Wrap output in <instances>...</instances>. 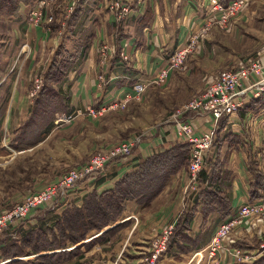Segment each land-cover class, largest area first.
<instances>
[{
    "label": "crops",
    "instance_id": "obj_1",
    "mask_svg": "<svg viewBox=\"0 0 264 264\" xmlns=\"http://www.w3.org/2000/svg\"><path fill=\"white\" fill-rule=\"evenodd\" d=\"M37 1L21 6L16 18H12L14 33L17 30L21 32L19 36L21 43L15 53V68L12 69L13 65L9 64L7 74L3 78L5 79L12 72L18 73L10 86V105L3 120L5 128L10 126V129H15L24 110L22 119L25 118L28 105L26 94L31 87V76L41 73L47 67L66 33L69 20L71 22L69 32L72 31L80 39L89 40L84 60L73 67L66 80L59 86L61 90L68 91L69 110L73 111L85 107L96 109L118 101L125 93L131 92L133 85L140 80L154 78L165 65L166 60L185 45L191 34L197 33L202 28L209 16V7L205 0H125L131 11L123 22L117 23L114 15L107 8L110 0H81L75 5L74 12L69 15L65 12V8L72 0H60L61 3L52 5L50 9L61 11L62 16L66 15L63 19L64 29L57 33L52 32L50 27L47 29L45 23L38 27L28 24L27 14ZM230 1L222 0V3L227 4ZM258 22L264 23V0L252 1L239 17L232 21L228 30L220 31L214 28L204 37L199 49L189 55L185 71L173 73L169 77V90L175 89V91L167 92L185 93V96L180 98V102L169 107L177 106L202 94L208 83L219 72L236 69L237 61L232 63L223 60L227 57L229 48L227 44L230 40L239 45L241 53L247 50L249 52L247 56H257L264 65V37H260ZM103 46L107 47L108 55L105 63L101 64L99 50ZM3 49H6V46ZM120 53H124L125 60L120 57ZM214 60L219 61L214 64ZM155 89L156 87L153 86L147 88L142 96L143 103L135 107L131 119L128 117L131 124L135 115H141V110H151L154 102L160 105L162 96L157 99L151 97ZM240 100L242 107L238 113L219 121L215 130L217 136L214 137L213 145L206 154L208 166L219 164L222 167L224 178L221 188L225 203L206 215L200 210V205L196 208L188 235L193 233L196 239L203 233V228L206 229L207 226H211L210 223L213 224L198 250L209 244L220 223L231 217L241 205L257 202L264 197L263 191L261 198L250 201L253 177L249 172V165L255 163L264 178V101L263 104L255 103L257 98H254L250 92L242 93ZM14 112L16 115H13ZM110 115L107 114L99 119L104 122L102 126H110ZM85 120L91 119L85 118ZM181 120L193 123L197 135L212 128L210 117L206 115L191 112L184 115ZM91 122L96 126V121ZM77 125L78 130L72 135V140L77 139L75 141L80 143L85 137L86 127L89 124L86 125V121H79ZM149 129L146 128V132L142 133L140 143L134 147L126 164L119 163L120 160L108 164L102 176L92 182L90 180L81 182L64 198L57 199L52 204L63 202L67 198L75 206H79L84 195L90 190L95 189L98 192L99 188L103 190L111 188L124 174L134 172L139 159L162 152L179 143L173 124L159 123L155 129ZM111 146L113 145H99L97 150ZM207 172L210 173L209 168ZM186 175L187 171L186 173L179 171L172 176L147 209L141 211L137 205L130 203L123 214L124 219L114 227L126 224L133 231L135 226L130 220L134 218L137 222L136 217L141 215L138 225V232L141 235L135 243L137 249L145 250L144 246H148L149 241L160 232L159 227L162 226L163 221L178 215L179 197L187 184ZM101 177L104 181L97 185L96 181ZM35 212L29 218H33ZM29 218L27 220H30ZM113 228L110 226L104 230L109 231ZM96 237L98 236H92L93 239ZM234 239L236 241L234 246L252 252L260 242H263L264 235L256 227L249 231L241 227ZM89 240L86 239L84 242ZM138 260H132V264H137Z\"/></svg>",
    "mask_w": 264,
    "mask_h": 264
},
{
    "label": "built area",
    "instance_id": "obj_2",
    "mask_svg": "<svg viewBox=\"0 0 264 264\" xmlns=\"http://www.w3.org/2000/svg\"><path fill=\"white\" fill-rule=\"evenodd\" d=\"M54 0H38L29 12L28 23L32 27H38L45 22V14ZM81 0H72L66 6L65 11L69 15L75 5ZM209 7V16L202 28L191 34L185 45L175 51L165 65L154 78L140 80L133 85L131 92L125 93L118 101L98 108L85 107L77 109L65 115H61L56 121V127L71 124L76 118L88 117L98 119L112 110H120L127 107L131 102L140 101L148 87L163 85L168 73L180 68L188 54L196 52L202 39L207 35L211 27L216 26L222 30H228L233 20L239 17L243 10L254 0H231L223 4L222 0H205ZM107 8L114 15L117 23L123 22L130 13V6L125 0H110ZM51 21V18L48 19ZM64 25V24H63ZM107 47L99 50L101 64L107 60ZM126 59L124 53L119 54ZM38 82V81H37ZM36 89H39L36 83ZM250 92L254 98L264 95V65L254 59L245 61L235 70L220 72L208 83L206 89L199 96L194 97L188 103L180 107L170 118L165 121L173 124L175 134L179 141L189 145V161L187 166V184L182 192L179 213L173 221L160 229V232L151 239L149 249L141 253V263L155 264L168 247L170 237L175 225L182 214L190 207L195 194L198 191V176L205 165L206 154L212 147L215 130L222 118L238 113L242 107L241 94ZM34 94H31L33 97ZM206 115L210 117L212 128L195 133V126L181 118L188 113ZM142 136L131 139L96 152L84 165L74 167L61 174L53 183L29 193L12 209L0 214V235L11 228L18 227L29 216L40 208L54 207L52 202L64 198L78 183L93 181L103 175L106 166L116 160L128 158ZM257 218L262 228L260 233L264 235V197L257 202L241 205L234 214L220 223L210 243L204 248L194 251L187 264H245L264 254V240L257 248L245 254L242 248L236 247L234 237L239 228L247 231L257 228ZM206 253V254H205Z\"/></svg>",
    "mask_w": 264,
    "mask_h": 264
},
{
    "label": "trees",
    "instance_id": "obj_3",
    "mask_svg": "<svg viewBox=\"0 0 264 264\" xmlns=\"http://www.w3.org/2000/svg\"><path fill=\"white\" fill-rule=\"evenodd\" d=\"M34 1L0 0V14L5 13L9 18H16L21 6L31 4ZM70 23L69 20L66 25V33L56 47L44 73L43 87L32 101L28 117L19 127V131L13 134L10 141L9 147L16 152H22L37 146L43 136L49 131L54 120L60 114L62 115L68 111V93H63L56 86H60L66 80L73 67L84 60L89 44L87 38L80 39L72 31L69 32ZM56 31L57 26L54 25L52 32ZM8 67L2 73L8 70ZM12 73L3 81L1 80L5 75L3 76L0 73V141L2 138V122L10 101L8 81ZM262 101H264L263 96L257 98L255 103L259 104ZM53 106L54 108H52ZM216 136L215 132L214 137ZM188 161L189 145L179 141V143L166 148L162 152L139 159L136 170L132 173L124 174L111 188L101 193L96 190L88 192L82 198L80 207L75 206L73 203H68L49 224L46 223L47 217H51L56 208L44 207L38 209L33 219L35 223L40 222L42 226L31 227L29 230L24 231L26 224H22L18 229H9L0 235L2 253L0 259L9 260L28 254L35 255L37 261L35 263H22L24 261L19 260L8 261L4 264H62L67 259L70 260L79 254V250L75 246L84 242L90 231L93 230L99 233L117 222L127 203L132 202L141 208L149 207L152 201L165 188L169 179L182 168L188 166ZM208 168L210 173L207 172ZM249 172L253 177L250 201H254L262 197L264 178L255 163L249 165ZM223 174L222 167L219 164L208 166L205 159V165L198 176L199 192L197 191L190 207L178 219L168 244L169 248L174 247L182 254L198 250H192L188 247V244L194 241L188 235L190 224L199 205L200 210L206 215L225 203L221 188L224 178ZM103 181V177H101L96 181V184L98 185ZM119 226L100 234L99 237L91 241H101ZM68 244L73 248L71 250H63L69 246ZM61 249L63 250L62 252L39 256L41 253H49ZM141 258V254L140 256L130 257L131 260ZM251 264H264V255Z\"/></svg>",
    "mask_w": 264,
    "mask_h": 264
},
{
    "label": "rangeland",
    "instance_id": "obj_4",
    "mask_svg": "<svg viewBox=\"0 0 264 264\" xmlns=\"http://www.w3.org/2000/svg\"><path fill=\"white\" fill-rule=\"evenodd\" d=\"M58 2L61 3L60 0H54L52 5H55ZM52 5L48 8V12H46L45 14L46 19L45 22L43 23H45L46 25L45 27L47 29H49L50 27L51 31L54 25L57 26L56 32L58 33V31L60 32L61 29H64L63 19L66 17V15L62 16L61 11H56V9L50 10ZM73 12L74 10H72L71 14ZM27 15H28L27 16L28 19L29 14ZM49 18H51L50 22L48 21ZM12 23H13L12 18H9L5 13L0 14V73L3 74V76L7 74L6 73L7 70L4 73L2 72L3 70H5L6 67L9 66V64L13 65L12 69L15 68L14 65L15 56H16L15 53L17 51L16 49L20 46L21 43L19 37L21 35V32L17 30V32L14 33L13 28L15 26L12 27ZM257 27L259 29V32L261 33L260 37L261 38L264 37V23L258 22ZM214 28H217L220 31H225L219 27L213 26L207 32V35ZM260 37L259 39H261ZM2 45L6 46V49H3L4 46ZM227 45L229 46L227 50V57L223 58V60L232 63L237 61L236 68L242 63H245V61L247 60L250 59L258 60L257 56H252V55L247 56L249 54L247 50H245L244 53H241L239 51V45L231 40L228 41ZM194 53L195 52H192L191 54ZM191 54L187 55L186 59L183 61V64L180 68L174 69L168 73L163 85L153 86L156 87V89L155 91H153L154 94L151 95V97L157 99L162 96V98H160L161 100L160 105L157 102H154V104H152L151 110H141L140 111L141 115L140 114L135 115L134 116L135 119H133L132 124L130 123L129 118L131 119L132 116L134 115L132 114V112L134 111L135 107L141 106L144 97H142L140 101L131 102L124 109L109 111L105 113V115H103L102 117H99L98 119L81 117V118H76L71 124L64 125L62 127H56L55 121L61 116L60 114L59 117L56 120H54L49 131L43 136V139L37 144V146L22 152H16L9 147L10 141L13 137V134L19 131L18 130L19 127L24 123V121L28 117L29 107L32 101L34 100V98L36 97V95L38 94V92L43 87L44 73L49 64L45 69L41 71V73L33 74L31 76L32 77L31 87L29 88L26 94L27 97L26 101L28 105L26 109L27 111L25 118L22 119L24 117L23 115L25 114V110L22 109L24 111L21 114L20 116L21 119L20 121L18 120V125L15 129H10L9 128L10 126L5 128L4 122H2V138L0 141V214L3 213L4 211L12 209L17 203H19L23 199L22 198L23 196L29 195V193L34 192L35 189L39 190L47 186L48 184H51V182L55 181L61 174L74 168L76 165L88 162L89 159L98 151L97 149H99V145L108 146L112 144L114 146L116 144L128 142L133 138L141 136L142 133L146 132L145 131L146 128L148 129L151 128V130L155 129L159 125V123H164L165 120L169 118L171 115H173L180 107L188 103L191 99L190 100L188 99L189 101L186 100L184 103L182 102L177 106L174 107L170 106L171 107L170 108L169 105L180 102L181 101L180 98H183L185 96V93L178 92V94L177 93L175 94V93H168L167 91H171V92L175 91V89L169 90L170 89L169 77L173 73H183L185 71L186 62L188 60L189 55ZM239 54L241 56H238ZM218 61L219 60H214L213 62L214 64H216L218 63ZM17 76H18L17 71L12 73L8 81L9 88L12 82L17 78ZM3 80L4 79H2L1 81ZM36 83H38L39 89H36V85H37ZM57 87L59 86H56V88ZM62 92L68 93L67 90H62ZM31 94H34V96L31 97ZM55 107L57 108V106ZM52 108H54V106ZM69 109L70 107H68V111L63 113V115L75 111V110L71 111ZM14 114L15 112L13 113V115ZM107 114L109 115L111 114L110 115L111 122L109 127L102 126L101 124H103L104 122L102 120L101 121L99 120L104 118ZM85 118L91 120H85ZM79 121H86V125L89 124V126L86 127L87 131H85V137L84 139H82V142L77 143V141H75L77 139L72 140V135H75L76 131L78 130L77 123ZM91 121H96L97 122L96 126L91 124L92 123ZM128 160L129 157L121 159L119 163L122 162V164L123 163L126 164ZM180 171L186 173L187 167L182 168ZM78 185H80V183H78L76 186ZM103 191L104 190L102 188L98 189V192L100 193ZM89 192H91V190ZM181 197H179V201L181 200ZM68 203L70 204L72 203V201L71 200L69 201L66 198V200L63 202L53 204V206L56 208L55 209L56 212L54 211V214L51 215V217H47L46 223L49 224L51 221H53V219L59 215L62 208L65 207ZM130 203H127L126 208L121 213V216L118 218L117 222L110 225L112 228L114 227V225H116L117 223H119L121 220L124 219L123 214L126 211V209H128V205ZM81 204H79V206L77 207H80ZM147 208H141V211ZM34 217L35 215L33 216V218ZM140 217L141 215L136 217L137 222L136 220H134V218L130 220L133 222V225L135 226V227L133 226L134 227L133 231H131L132 229L128 225L121 224L111 234L106 235L105 238H103L101 241L92 242L91 241L93 239L92 236L97 235L99 237L100 234L107 232L108 230L105 231L103 229L104 231L99 233L94 232L93 230L90 231L86 237V239H90L89 240L90 242L89 241L88 243L81 242L78 245H76L75 248L79 250V254L71 258L70 260L67 259L62 264H132V260L130 259V257H133V255H137V254L140 255L145 251L142 249L140 250L137 249L136 248L137 245L135 243L137 242V240L140 239V235H141L138 232V225L140 224V220H141ZM174 217L175 215L172 216V218H170L169 220L163 221L164 223L159 228L162 229L164 226L169 225L173 221ZM33 218L32 217L29 218L30 219L29 221L26 219L27 221L26 222L24 221V223H21L19 226H21L22 224H26L24 226L25 228L24 231L29 230L31 227L35 228L36 226L37 227L42 226L40 222L35 223V220ZM209 225L211 226H207L206 229L205 228L202 229L203 233L200 234V236L196 239L193 237V233L189 234V236H191V239L195 240L188 244V247L190 249L192 250L197 249L200 247L202 243H204L205 237L208 236L209 234L208 232L209 230H211V227L213 226L212 223H210ZM18 227H14V228L18 229ZM259 228L262 227L257 218V230ZM150 241L149 243H151ZM144 247L147 251L149 249V244L148 246L145 245ZM72 248L73 247L69 245L66 249L63 250H71ZM63 250L61 249V250L51 251L49 253H41L39 254V256L45 254H54L57 252H62ZM243 250L245 251V254L249 253L248 250L245 249ZM193 252L187 255L180 253L178 249L174 247L173 248L167 247L166 251L162 253L161 257H159V259L156 261L155 264H187ZM1 254L2 253L0 248V257ZM183 255H187V256H183ZM142 257H145V255ZM19 260L24 261L22 263H26V262L35 263L37 261V258L35 255L23 254L21 257L9 259V260L0 259V264H4L8 261L14 262ZM255 260L257 259H254L250 262L253 263ZM226 262L227 261L222 262V264ZM250 262H248L247 264H249ZM137 263H141L140 259L138 260Z\"/></svg>",
    "mask_w": 264,
    "mask_h": 264
}]
</instances>
